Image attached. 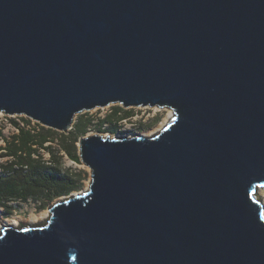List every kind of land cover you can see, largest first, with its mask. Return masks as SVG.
Returning <instances> with one entry per match:
<instances>
[{"label": "water", "instance_id": "1", "mask_svg": "<svg viewBox=\"0 0 264 264\" xmlns=\"http://www.w3.org/2000/svg\"><path fill=\"white\" fill-rule=\"evenodd\" d=\"M109 105L173 117L79 138L87 189L2 226L0 264H264V0H0V113Z\"/></svg>", "mask_w": 264, "mask_h": 264}, {"label": "trees", "instance_id": "2", "mask_svg": "<svg viewBox=\"0 0 264 264\" xmlns=\"http://www.w3.org/2000/svg\"><path fill=\"white\" fill-rule=\"evenodd\" d=\"M128 117H131L130 112H123L118 108L104 118L98 119L97 124L99 129H102L103 125L116 124ZM93 122L90 117L80 116L74 121L71 130L65 134L42 128L37 134L21 129L18 135L12 136L6 142L5 150L8 155L15 157V165L18 168L14 169L11 175L0 177V205L5 206L7 201H41L44 206L55 196L74 190L72 174L62 171L60 160L63 153L76 164L81 163L75 144L79 138L88 133L89 125ZM102 130L113 132L115 128ZM47 142H52L55 146H45ZM34 145L36 148L33 147ZM39 149L49 153V165L42 163L41 157L32 158V154L38 153ZM10 208L12 212V206Z\"/></svg>", "mask_w": 264, "mask_h": 264}, {"label": "rangeland", "instance_id": "3", "mask_svg": "<svg viewBox=\"0 0 264 264\" xmlns=\"http://www.w3.org/2000/svg\"><path fill=\"white\" fill-rule=\"evenodd\" d=\"M122 109L123 112H130L131 117L124 118L120 120L116 124L112 123L103 125V128L114 127L115 131H106L99 129V125L97 124V120L105 117L106 115L111 114L115 109ZM157 109L154 108H129L124 109L120 105H109L104 108H96L87 112H83L77 114L74 118L76 121L80 116L90 117L94 120L93 124L89 125V131L85 136L91 135H99L102 137L109 136V137H131L135 135H147L151 132L157 134L163 127L167 125V123L171 120L168 119L166 124L161 126L166 118V111H156ZM14 121V118L9 119ZM65 134V133H64ZM152 134L150 136H153ZM0 137L4 138L6 141V137H10V134H7L5 131V126L3 121L0 122ZM84 137V136H83ZM76 149L77 153L79 152L78 142H76ZM55 146V144H53ZM2 147V144H0ZM79 154V153H78ZM61 168L63 172H68L72 174V178L74 181L75 189L72 190L70 193H63L55 196L52 200L47 202L43 206L41 201H30V202H18V201H10L8 204L12 206V212L8 215L0 213V227L2 226H10L15 229H18L22 226H36V225H43L46 220L41 219L40 217L45 211H48L50 206L59 200L68 198L70 196H74L78 193H81L86 189L89 185L90 181V173L91 169L85 166L82 162L75 164L64 154H62V159L60 160ZM264 191V190H263ZM257 198L259 200H263L261 194L259 192L256 193Z\"/></svg>", "mask_w": 264, "mask_h": 264}, {"label": "built area", "instance_id": "4", "mask_svg": "<svg viewBox=\"0 0 264 264\" xmlns=\"http://www.w3.org/2000/svg\"><path fill=\"white\" fill-rule=\"evenodd\" d=\"M11 118H14L15 120H9ZM102 118H104V116ZM2 121L5 126V131L7 134H10V137L18 135L21 129H24L25 131H28L32 134H37L41 131L42 128H46L38 121L26 116H8L0 113V122ZM8 140H10L9 137H6V141H4V138L0 137V144H2V147H0V177L3 178L11 175L13 173V170L18 168V166L15 165V157L12 155H8L7 151L5 150L6 142ZM53 144L54 143L52 142H47L44 145L47 146ZM33 147L36 148L35 145ZM39 157H41L40 159L42 163L47 165L50 164V155L47 151L39 149L38 153L32 154V158L38 159ZM72 163L75 162L72 161ZM26 168L27 167L25 166V169Z\"/></svg>", "mask_w": 264, "mask_h": 264}, {"label": "bare ground", "instance_id": "5", "mask_svg": "<svg viewBox=\"0 0 264 264\" xmlns=\"http://www.w3.org/2000/svg\"><path fill=\"white\" fill-rule=\"evenodd\" d=\"M155 109H157L158 111H161V110H164V111H166V118H165V121L163 122V124L161 125V126H163V125H165L166 124V122H167V120L168 119H170V118H172L173 117V111L170 109V108H158V107H155ZM156 110V111H157ZM153 135L154 133L153 132H151V133H149V134H147L146 136H150V135ZM145 136V135H144ZM89 183H90V181H89ZM87 189V188H86ZM86 189H84V191L86 190ZM83 192V191H82ZM81 192V193H82ZM259 193L261 194V196H262V198H263V200H262V205H263V208H264V191L263 190H260L259 191ZM79 194V193H78ZM77 195V194H76ZM65 199H67V198H65ZM65 199H62V200H65ZM59 201H61V200H59ZM56 202H58V201H56ZM55 203V202H54ZM48 216H49V212L48 211H45V213L44 214H42V216L40 217L41 219H45V220H47L48 219ZM0 229H1V227H0Z\"/></svg>", "mask_w": 264, "mask_h": 264}, {"label": "crops", "instance_id": "6", "mask_svg": "<svg viewBox=\"0 0 264 264\" xmlns=\"http://www.w3.org/2000/svg\"><path fill=\"white\" fill-rule=\"evenodd\" d=\"M10 201L5 202V206L0 205V213L8 215V212H11L10 205L8 204Z\"/></svg>", "mask_w": 264, "mask_h": 264}]
</instances>
